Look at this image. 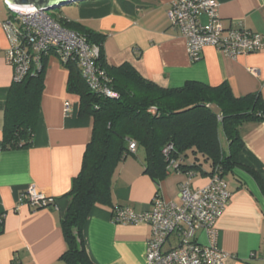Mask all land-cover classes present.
Returning a JSON list of instances; mask_svg holds the SVG:
<instances>
[{
	"label": "crops",
	"instance_id": "obj_1",
	"mask_svg": "<svg viewBox=\"0 0 264 264\" xmlns=\"http://www.w3.org/2000/svg\"><path fill=\"white\" fill-rule=\"evenodd\" d=\"M174 1L137 0L127 5L128 13L117 0H85L71 4L69 19L62 10L54 17L102 35L108 66L127 64L162 88L177 89L187 82L209 87L226 83L237 98L259 94L264 101V48L231 58L206 47L198 60L191 61L182 35L167 18ZM215 1L225 29L237 25L264 36V0ZM10 20L7 5L0 1V264H63L59 259L66 244L60 222L69 203L66 195L80 171L91 139L93 120L78 114L77 98L66 93L68 69L51 55L32 146L2 150L5 99L13 76L7 60L12 44L8 31ZM200 21L205 24L206 17ZM65 103L69 105L67 113ZM240 136L244 147L238 155L239 163L264 183V122L243 124ZM144 169V151L136 148L113 174V207L99 205L90 211L82 237L93 264H146L150 227L146 223H114L115 208L127 207L140 214L151 209L156 194L165 201L178 203L182 183L189 181L192 189L209 183L208 175L189 176L186 172L173 171L163 179L154 180ZM254 175L239 167L224 177L230 198L214 230L215 242L228 255L225 264H264V191ZM29 188L53 198L55 207L33 210L20 204V195ZM196 239L202 245L210 242L201 231L196 233ZM178 244L177 236L171 235L164 250Z\"/></svg>",
	"mask_w": 264,
	"mask_h": 264
},
{
	"label": "trees",
	"instance_id": "obj_2",
	"mask_svg": "<svg viewBox=\"0 0 264 264\" xmlns=\"http://www.w3.org/2000/svg\"><path fill=\"white\" fill-rule=\"evenodd\" d=\"M135 1L117 0L128 13L127 5ZM56 21L99 47L96 67L109 81L110 91L116 94L109 97L92 92L76 64H64L69 72L66 93L77 98L78 114L91 117L93 126L80 171L72 179L66 195L69 203L60 222L66 250L60 262L93 264L84 247L83 227L92 208L113 207L112 177L119 163L131 152L129 142L144 151V173L154 180L165 178L169 171L175 172L169 170L162 154L168 145L172 146L170 159L178 162L179 172L210 177L219 169L224 179L233 169L242 167L255 174L239 163L238 155L244 147L240 136L242 125L264 122V101L259 94L237 98L226 83L209 87L187 82L177 89L162 88L127 64L108 66L102 35L80 29L78 24L62 18ZM49 56L42 58L39 70L29 73L19 83L12 82L9 87L3 114L2 150L32 146ZM221 139L226 143L225 149ZM203 163L208 165V170H204ZM254 177L264 191L262 180L256 174Z\"/></svg>",
	"mask_w": 264,
	"mask_h": 264
},
{
	"label": "built area",
	"instance_id": "obj_3",
	"mask_svg": "<svg viewBox=\"0 0 264 264\" xmlns=\"http://www.w3.org/2000/svg\"><path fill=\"white\" fill-rule=\"evenodd\" d=\"M215 0H176L171 3L167 18L185 41L188 58L196 61L203 49L212 47L226 56L236 58L255 53L264 48V36L242 26L225 29L217 12ZM11 20L8 31L12 44L7 60L12 67V82H21L29 73L41 67L43 57L54 55L62 64L75 63L81 77L92 92L116 97L107 84L104 73L96 67L99 47L87 42L85 36L63 28L54 18L36 9H17L7 5ZM201 17H206L202 24ZM69 105L64 104V112ZM131 152L136 149L129 142ZM172 146H166L162 154L169 170H177L178 162L170 159ZM191 176V173H187ZM230 192L221 172L216 169L203 188L192 189L189 181L182 183L178 191V203L165 201L156 194L149 211L136 214L127 207L113 210V222L118 224L146 223L150 227L147 241L146 264H225L228 255L215 242L214 225L228 204ZM19 203L33 210L55 207V200L29 188L20 195ZM205 233L210 242L200 244L196 233ZM176 235V248L164 250L169 236Z\"/></svg>",
	"mask_w": 264,
	"mask_h": 264
},
{
	"label": "water",
	"instance_id": "obj_4",
	"mask_svg": "<svg viewBox=\"0 0 264 264\" xmlns=\"http://www.w3.org/2000/svg\"><path fill=\"white\" fill-rule=\"evenodd\" d=\"M85 0H4L6 5L17 9H36L41 12L60 9L62 6L75 4Z\"/></svg>",
	"mask_w": 264,
	"mask_h": 264
},
{
	"label": "rangeland",
	"instance_id": "obj_5",
	"mask_svg": "<svg viewBox=\"0 0 264 264\" xmlns=\"http://www.w3.org/2000/svg\"><path fill=\"white\" fill-rule=\"evenodd\" d=\"M0 1H4V0H0ZM73 7V6H72ZM72 7H71V5H66V6H62L60 9H56V10H53V11H48L47 12V14L48 15H50L51 17L53 16V18H55L54 16L58 13V14H60V12H61V10H62V12L66 15L65 17L66 18H70V16H72L71 15V12H72ZM221 144H222V147L225 149L226 148V143H225V141L223 140V139H221ZM203 167L205 168V169H207L208 168V165L207 164H205V163H203Z\"/></svg>",
	"mask_w": 264,
	"mask_h": 264
}]
</instances>
